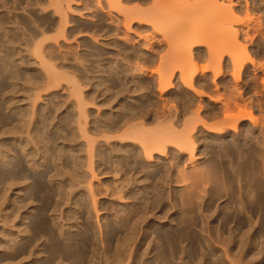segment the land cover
I'll list each match as a JSON object with an SVG mask.
<instances>
[{
    "label": "rangeland",
    "instance_id": "374dc122",
    "mask_svg": "<svg viewBox=\"0 0 264 264\" xmlns=\"http://www.w3.org/2000/svg\"><path fill=\"white\" fill-rule=\"evenodd\" d=\"M96 1L0 0V264H264V0L224 1L237 46L253 63L245 56L236 79L224 47L218 59L209 34L200 37L221 21L207 10L214 5L179 0L186 15L177 9L173 19L196 34L186 52L198 69L191 91L183 87L188 77L177 75L178 44L170 40L181 28L175 36L171 24L133 19L126 32L121 16ZM120 1L141 11L153 3ZM206 63L213 72L201 71ZM156 73L170 78L164 92ZM229 102H238L229 105L234 114L246 106L257 125L253 118L237 119L232 131L234 122L221 124ZM143 145L161 154L145 161Z\"/></svg>",
    "mask_w": 264,
    "mask_h": 264
},
{
    "label": "bare ground",
    "instance_id": "6f19581e",
    "mask_svg": "<svg viewBox=\"0 0 264 264\" xmlns=\"http://www.w3.org/2000/svg\"><path fill=\"white\" fill-rule=\"evenodd\" d=\"M53 1L55 2V6H56V7L60 5V2H63V0H53ZM66 1H67V2H66L67 5H69L68 3H70V2H69L70 0H66ZM94 1H95V0H94ZM97 1H98V0H97ZM97 1H96V2H97ZM104 1H105V4H106L107 9H108L109 11H110V10H111V11H115L114 13H116V14H118V15L121 16L122 21H123L122 23H124V24H122V25H124V29H125V30L127 29L126 32L128 31V28H129V26H127V24H129L133 19H136L135 21H139V19H144V20H145V19H147V18H148V21L150 20V18H151V20H152V18H154L155 21H156V22L159 24V26H161L162 28L167 26V28H164V29H168V27L172 25V27H173L172 30H171V27H169V29H170L171 31H173L174 33L177 32V31L180 32L181 30H182V31L184 30V26H185V25L182 24L183 22L180 23V25H179V24H177V22H178L177 19H176L177 22L173 19V18H177L176 15H175V13L177 14L179 11H183V8H184V5H185V4H183V2H181V4H183V8L180 7L179 5H181V4H179V3H180L179 0H153V3H150V4H152V6L150 5V6H151V7H149L150 9H147V11H146V9L144 10V9H142L141 7H140V8H141L142 10H144V11L134 9V8H136V7H138V6L130 7L131 9L128 8V7L125 8V7H123V6L121 5V1H120V0H104ZM151 1H152V0H151ZM173 1H174V2H173ZM175 1H176V2H175ZM177 1H178V6H177V5L175 6L174 4H175V3L177 4ZM210 1H211V4H209ZM210 1H208V2H209L208 4L211 5V6H212V4H213L214 6L210 7V6L207 4V5L209 6V7H207V10L209 11L210 14H213L212 16L215 15L214 18L217 17V16L220 18L219 20H218V18H216V20H218V21L221 20V21L218 22V24H217V26H216L217 29H216V28H215V29L213 28L215 31H214V30H212V31L209 30L210 32L207 33V31H206V34H204L205 32H204V33L202 32V34L200 33V37H201L203 40H205V39H208L207 34H209V36H210L209 38H210L212 41L209 39V40H210V41L208 40L209 42H208L207 40H205V42L207 41L208 44H209L210 42H211V43L213 42V43H212L213 45H217V43L220 42V43H218V45H217L216 47L213 46V45H211V44H209V46L211 47V49H215V50H212V51H214V53H216V54L214 55L215 57H217L216 55L219 56L218 59H220V58H221L220 55L223 54V53L221 52L222 54L219 55L218 52H220V50L222 51V50H223L222 48L224 47V53H225L226 55H227V53H228V55H229V56H227V57H228V59L230 58V59H229V60H230V65H231L232 62H233L232 64L234 65V66L231 65V66L233 67V69H232V71H233L232 77H233L234 74L238 75L237 72H239V71H238L237 69H240L241 66H242V68H244V67H243V66H245V65H243L244 62L247 63V61H249V60H248L247 56L244 55V52H242L243 49H241V47H239L240 44H237V43H239V42H236L237 39L235 38V35L238 33V32H237L238 30L236 31V29L234 28L235 21H233V18L235 19V17H234V16L232 17V15H233L232 12H233V11L230 10V6L226 4L228 0H227V1H225V0H210ZM224 1H225L226 3H225ZM71 2H73V1H71ZM96 2H95V3H96ZM133 2H134V1H133ZM170 2H171L172 5L170 4ZM219 2H220V3H219ZM228 2H230V1H228ZM56 3H59V5H58V4L56 5ZM63 3H65V2H63ZM66 3H65V4H66ZM218 3H219V4H218ZM61 4H62V3H61ZM78 4H79V3H78ZM125 4H126V3H125ZM145 4H146V3H145ZM229 4H231V2H230ZM173 5H174V6H173ZM245 5H246V4H245ZM181 6H182V5H181ZM62 7H63V6H62ZM62 7H61V8H62ZM176 7H177V8H176ZM147 8H148V7H147ZM181 8H182V9H181ZM209 8H210V9H209ZM177 9H178V10L181 9V10L178 11ZM184 9H186V7H185ZM67 10H68V9H67ZM148 10H149V11H148ZM58 11H59V10H58ZM145 11H146V12H145ZM176 11H177V12H176ZM212 11H213V12H212ZM231 11H232V12H231ZM63 12H64V11H63ZM183 12H184L183 14L186 13L185 10H184ZM211 12H212V13H211ZM57 13H58V12H57ZM181 13H182V12H181ZM216 13H217V14H216ZM106 14H107V13H106ZM59 15L62 16L61 12H60ZM185 15H186V14H185ZM216 15H217V16H216ZM219 15H220V16H219ZM61 16H59L60 19H61ZM149 16H150V17H149ZM174 16H175V17H174ZM63 17H64V15H63ZM236 18H238V17H236ZM137 19H138V20H137ZM172 19H173V20H172ZM248 19H249V18H248ZM61 20H62V19H61ZM61 20H60V21H61ZM144 20H143V21H144ZM120 21H121V20H120ZM120 21H119V22H120ZM155 21L153 22V20H152V21H150V22H153V24L155 25V24H156ZM174 21H175V23L177 24V25L174 24V25H176V27L173 25ZM236 21H237V20H236ZM246 21H247V20H246ZM248 21H249V20H248ZM117 22H118V21H117ZM144 22H145V21H144ZM240 22H242V20H240ZM243 22H244V20H243ZM60 23H61V22H60ZM137 23H138V22H137ZM145 23H146V22H145ZM147 23H148V22H147ZM178 23H179V22H178ZM219 23H220V24H219ZM236 23H237V22H236ZM148 24H149V23H148ZM170 24H171V25H170ZM181 24H182V26H181ZM240 24H241V23H240ZM249 24H250V23H249ZM120 25H121V24H120ZM125 25L127 26L126 28H125ZM156 25H157V24H156ZM183 25H184V26H183ZM218 25H219V27H218ZM237 25H238V24H237ZM58 26L60 27V25H58ZM151 26H152V27H155V26L152 25V23H151ZM178 26H179V27H178ZM189 26H190V25H189ZM115 27H116V26H115ZM156 27L158 28V26H156ZM156 27H155L154 29H156V30H158V31L155 30V32H157V33L161 32V35H162V33H165V32L167 33V32L170 31V30H169V31L164 30L165 32H163L162 30L159 31L160 28L157 29ZM182 27H183V28H182ZM174 28H175L177 31H174V30H173ZM178 28H179V29H178ZM180 28H181V30H180ZM237 28H238V27H237ZM58 29H59V28H58ZM58 29H57V31H60V30H58ZM116 29H117V28H116ZM152 29H153V28H152ZM154 29H153V30H154ZM186 29H187V30H186ZM201 29H202V28H201ZM185 30H186V31H189V32H185V31H183L184 33H186V34L190 33V34H188V36H187L186 34H183V35H182V33H183L182 31H181L182 33L180 32L181 35H180V34H179V35L183 37V38L181 39V37L179 36L180 43H182V44L179 43L178 35L176 36L177 33H175V36H176V37H174V38H173L174 35H173V36H172V35H171V36L169 35V34H171V33H168V35L170 36V40L172 39V41H174L175 46L178 44L177 46H178V48H179V49H178L177 46H176V47H175V50H174V52H176V51L179 50V51H178V52H179L178 55H177V52L175 53V54H176V55H175V58L178 57V58H177L178 61H177V59H176V61L179 62V63L176 64L175 67H178V66H179V69H180V70H177V69H176L177 72L180 71V74L177 73V75H180V76L183 75L184 78H185V77H188V78H186L187 80H186V79L184 80V78H183L184 83H183V81H182V83H183V87H184V88H188L187 90L191 91V89H189V87H190V86L193 87L192 84H191V81H192V79H194L193 77H194L195 73H197V70H198V69H197L196 65L193 66V64H191V63H193V61H192V62L189 61L192 57H190V58L187 60L188 55H186V54L188 53V51H190V50H187V49H189V46H188L189 44H188V43H189L190 41H192V40H190V39H192L191 37H193V35H196V34H193V35H192L191 27H186V26H185ZM57 31H56V33H57ZM204 31H205V29H204ZM213 31H214V32H213ZM129 32H130V31H129ZM236 32H237V33H236ZM61 33H62V32H61ZM166 33H165V34H166ZM56 35H57V34H56ZM159 35H160V34H159ZM168 35L166 34V38H167ZM202 35H204V38H203ZM54 36H55V35H54ZM57 36H59V34H58ZM162 36H164V35H162ZM184 36H185V37H184ZM189 36H190V38H189ZM205 36H206V38H205ZM171 37H172V38H171ZM236 37H237V36H236ZM163 38L166 39L165 36H164ZM176 39H177V41H175ZM216 39H217V40H216ZM235 39H236V40H235ZM167 40L170 41L169 39H167ZM183 40H185V42H184ZM215 40H216V41H215ZM160 41H161V40H160ZM162 41H163V40H162ZM164 41H165V40H164ZM215 42H216V43H215ZM186 43H187V45H183V44H186ZM166 44H167V43H166ZM179 44H180V46H179ZM220 44H221V47L219 46ZM170 45H171V44H170ZM237 45H239V46H237ZM185 46H186V47H185ZM184 47H185L186 49H185ZM214 47H215V48H214ZM217 47H218V48H217ZM238 47L241 49L240 51H238V50H239ZM176 48H177V49H176ZM180 48H181V49H180ZM182 48H183L184 50H183ZM209 49H210V48H209ZM216 49L219 50V51L217 52ZM186 50H187V51H186ZM225 50H226V52H225ZM37 51H38V49H37ZM209 51H211V50H209ZM186 52H187V53H186ZM241 52H242V53H241ZM36 54H37V53H36ZM173 54H174V53H173V51H172V54H170V55H172V56H171L172 58H173ZM188 54H189V53H188ZM161 55H162V54H161ZM210 55H211V53H210ZM212 55H213V54H212ZM166 56H167V54H166ZM166 56L164 55V57H166ZM207 56H208V55H207ZM245 56H246V58H247V59H246L247 61H245ZM171 57H169V58L171 59ZM184 57H186V60H187V61L185 60ZM209 57H210V56H209ZM209 57H208V58H209ZM159 58H160V56H159ZM161 58H162V57H161ZM167 58H168V56H167ZM169 58H168V59H169ZM175 58H174V61H173V62H176V61H175ZM212 58H213V57H212ZM212 58H211V60H212ZM165 59H166V58H165ZM180 59H181V60H180ZM194 59H195V58H194ZM215 59H216V58H215ZM218 59H217V60H218ZM160 60H162V59H160ZM184 60H185V61H184ZM209 60H210V59H209ZM209 60H208V63H212V61L209 62ZM158 61H159V59H158ZM158 61H157V63H158ZM163 61H164V62H163ZM170 61H171V60H170ZM183 61H184V62H183ZM214 61H215V60H214ZM166 62H167V61H166ZM168 62H169V60H168ZM180 62H183V64H181ZM216 62H217V61H216ZM218 62H220V60H219ZM250 62H251V61H249L248 63H250ZM208 63H206V65H207ZM214 63H215V62H214ZM257 63H258V62H257ZM259 63H260V62H259ZM43 64H44V63H43ZM159 64H160V63H159ZM162 64H165V60H162V63H161L160 65L163 66ZM200 64L202 65V63H200ZM200 64H199V65H200ZM217 64H218V63H217ZM217 64H216L215 66H213V67H216V66H217V68H218L219 66H218ZM250 64L252 65L253 63H250ZM165 65L167 66V63H166ZM168 65H170V64H168ZM171 65H172V64H171ZM177 65H178V66H177ZM203 65H204V64H203ZM203 65H202V66H203ZM206 65L204 66V68H203V67L201 68V71L204 70V72H205L206 69L209 70L211 64L209 65V68H208V65H207V68H206ZM212 65H213V64H212ZM219 65H220V64H219ZM44 66H47V65H44ZM157 66H158V65H157ZM237 66H239V67H237ZM260 66H261V65H260ZM262 66H264V65H262ZM47 67H49V66H47ZM211 67H212V66H211ZM234 67H235V68L237 67V69H235ZM49 68H51V66H50ZM49 68H47V70H50V71H51V70H54L53 68H52V69H49ZM199 68H200V66H199ZM217 68H216V70L219 69V68H218V69H217ZM242 68H241V70H242ZM258 68H260V67H258ZM261 68H262V67H261ZM137 69H138V68H137ZM162 69L164 70V69H165V66H164V68L162 67ZM174 69H175V68H174ZM133 70H134V69H133ZM166 70H167V68H166ZM210 70H211V71H212V70L214 71V68H210ZM235 70H237V72H236ZM253 70H254V69H253ZM259 70H260V69H259ZM188 71H189V72H188ZM195 71H196V72H195ZM206 71H207V70H206ZM213 71H212V72H213ZM234 71H235L236 73H234ZM46 72H47V71H45V73H46ZM51 72H52V71H51ZM155 72H157V67H156V71H155ZM155 72H154V73H155ZM159 72H160V71H159ZM159 72H158V73H159ZM215 72H218L217 74L220 73L219 71H215ZM136 73H137V72H136ZM161 73H162V72H161ZM161 73H160V74H161ZM165 73H166V72H165ZM169 73H170V72H169ZM186 73H188L189 75H184V74H186ZM200 73H201V72H200ZM253 73H254V72H253ZM140 74H141V73H140ZM150 74H152V72H151ZM156 74H157V73H156ZM156 74H155V75H156ZM160 74H157V76L160 77ZM163 74H164V73H163ZM202 74H203V73H202ZM213 74H215V73H213ZM217 74H216V75H217ZM263 74H264V72H263ZM46 75H48V72H47ZM52 75H53V74H52ZM55 75H57V73H56ZM55 75H54V76H55ZM155 75H154V76H155ZM169 75H170V78H171V77H174V76H175V73L172 71L171 74H169ZM177 75H176V76H177ZM54 76H53V77H54ZM161 76H163V75H161ZM164 76H165V77H164ZM164 76H163V77H160V78L157 77V78H158V79H157V81H158L157 84H158V88H159V89L157 88V90L160 91V92H164V90H166L167 86L170 84V83H169V82H170V81H169V79H170L169 76L167 75V76H168L167 78H169V79L166 78V75H164ZM180 76H179V77H180ZM46 77H47V76H46ZM57 77H58V76H57ZM57 77H55V79H56ZM177 77H178V76H177ZM179 77H178V80H179ZM59 79H60V78H59ZM233 79H236V76H234ZM237 79H238V78H237ZM259 79H260V78H259ZM261 79H262V77H261ZM48 80H49V78H48ZM211 80H212V79H211ZM46 81H47V80H46ZM49 81H50V80H49ZM49 81L46 82V83H49ZM51 81H52V80H51ZM53 81H54V80H53ZM179 81H180V80H179ZM212 82H213V81H212ZM234 82H235V81H234ZM70 83H71V82H70ZM182 83H181V84H182ZM193 83H194V81H193ZM73 84H74V83H73ZM42 85H43V83H42ZM74 85H75V84H74ZM204 85H205V84H204ZM44 86H45V85H44ZM53 86H55L54 83H53ZM57 86H58V85H57ZM156 86H157V85H156ZM216 86H217V85H216ZM262 86H263V85H262ZM177 87H178V86H177ZM45 88H46V87H45ZM71 88H72V86H71ZM71 88H70V89H71ZM73 88H74V87H73ZM194 88H195V87H194ZM216 88H217V87H216ZM41 89H42V88H41ZM192 89H193V88H192ZM74 90H75V89H74ZM74 90H73V93H74ZM177 90H178V89H177ZM193 90H194V89H193ZM194 91H196V90H194ZM194 91H193V92H194ZM236 91H237V90H236ZM223 92H224V91H223ZM76 93H77V92H76ZM195 93L197 94V92H195ZM195 93H194V94H195ZM199 93H200V92H199ZM199 93H198L197 95H199ZM201 94H202V93H201ZM238 94H240V93H238ZM78 95H80V94H78ZM78 95H76V96H78ZM191 95H192V94H191ZM215 95H216V94H215ZM236 95H237V94H236ZM71 96H73V95L71 94ZM74 96H75V95H74ZM157 96H158V95H157ZM205 96H206V95H205ZM218 96H219V95H218ZM218 96H217V98H218ZM225 96H226V95H225ZM227 96H228V95H227ZM182 97H183V96H182ZM221 97H222V95H221ZM222 98H223V97H222ZM77 99H78V98H77ZM163 99H164V98H163ZM209 99H210V98H209ZM211 99H212V98H211ZM218 99H219V98H218ZM244 99H245V98H244ZM75 100H76V99H75ZM160 100H161V99H160ZM213 100H214V98H213ZM230 100H231V99H230ZM79 101H80V98H79ZM217 101H218V100H217ZM227 101H229V99H228ZM239 101H240V100H239ZM77 102H78V101H77ZM77 102H75V103H77ZM80 102H81V101H80ZM161 102H162V101H161ZM191 102H192V101H191ZM240 102H243V101H240ZM222 103H223V101H222ZM231 103H232V102H231ZM235 103H236V102H235ZM235 103H232V104H234V105H237V104H238V102H237L236 104H235ZM243 103H244V102H243ZM243 103H241V104H243ZM77 104L82 105L81 103H77ZM185 104H186V103H184V105H185ZM226 104H227V103H226ZM232 104H230V102H229V104H227V105H225V106L222 105L223 110H224V111H227L228 108H229V105H232ZM162 105H163V104H162ZM77 106H78V105H77ZM77 106H76V107H77ZM196 106H197V105H196ZM223 106H224L227 110H225ZM227 106H228V107H227ZM232 106H233V105H232ZM237 106H238V105H237ZM161 107H162V106H161ZM167 107H168V106H167ZM167 107H166V108H167ZM184 107H185V106H184ZM234 107L236 108V106H234ZM244 107H246V106H242V108H243V110H244V113H242L243 111L240 110L241 107H240V108L238 107V108H239V111H238V109H237V111H236L235 114H234V112H232V111H235V110H232V111H231L230 109H229L230 112H232L233 114H232V113H229V114H228V112H227V113L224 112L225 114L222 113V114L224 115V117H227V119L225 118L226 120L224 121V118L222 117V118H223V122H221V124H222V123L227 124L228 121H229V123L227 124V127H228L229 125H230V126L233 125V124L235 123V121H237V119H240V118H241L242 120H243L244 118H246L247 120L249 119V122H250L251 120H253L254 118H253L251 115L247 114V113H249V112L246 111L247 109L244 108ZM249 107H250V105H249ZM79 108H80V107H79ZM173 108H174V107H173ZM173 108H171V109H173ZM222 108H221V109H222ZM230 108H232V107L230 106ZM242 108H241V109H242ZM76 109H77V108H76ZM164 109H165V108H163V110H164ZM169 109H170V108H169ZM169 109H168V110H169ZM199 109H200V108H199ZM232 109H233V108H232ZM78 110H79V109H78ZM81 110H82V109H81ZM229 110H228V111H229ZM174 111H175V109H174ZM189 111H190V110H189ZM195 111H196V110H195ZM197 111H198V110H197ZM241 111H242V112H241ZM249 111H250V110H249ZM77 112H78V111H77ZM191 112H192V111H191ZM237 112H238V113H237ZM79 113H80V112H79ZM81 113L83 114L84 112H81ZM192 113H193V112H192ZM192 113H191V114H192ZM196 113H197V112H196ZM77 114H78V113H77ZM82 114H81V115H82ZM191 114H189V115H191ZM193 114H194V113H193ZM193 114H192V116H194ZM230 114H232V115H230ZM138 115H139V114H138ZM187 115H188V114H187ZM195 115H196V114H195ZM198 115H199V114H198ZM225 115H227V116H225ZM156 116H157V115H156ZM174 116H175V115H174ZM30 117H31V116H30ZM74 117H75V116H74ZM82 117H83V115H82ZM82 117H81L80 119H82ZM188 117H189V116H187V118H188ZM197 117H198V116H197ZM211 117H212V115H211ZM220 117H221V116H220ZM77 118H79V117H77ZM163 118H164V117H163ZM173 118H174V117H173ZM177 118H178V117H177ZM181 118H182V117H181ZM183 118H184V117H183ZM195 118H196V116H195ZM252 118H253V119H252ZM83 119H84V118H83ZM190 119H191V118H190ZM218 119H219V118H218ZM156 120H157V119H156ZM159 120H161V119H159ZM159 120H157V121H159ZM184 120H185V118H184ZM186 120H188V119H186ZM191 120H193V119H191ZM194 120H195V119H194ZM194 120H193V122H190V120H189V122H190V123H193V124L196 125V123L199 122V120L197 119V122H194ZM201 120H202V119H201ZM201 120H200L199 123H204V122H202L203 120H202V121H201ZM219 120H220V119H219ZM29 121H30V120H29ZM82 121H83V120H82ZM82 121H81V122H82ZM135 121H136V120H135ZM164 121H165V120H164ZM253 121H254V123H255V119H254ZM77 122H78V121H77ZM77 122H76L75 124H77ZM140 122H141V121H140ZM166 122H167V121H166ZM166 122H165V123H166ZM218 122H219V121H218ZM225 122H227V123H225ZM231 122H232V123H231ZM233 122H234V123H233ZM238 122H239V121H238ZM256 122H257V121H256ZM130 123H131V122H130ZM157 123H158V122H157ZM157 123H156V124H157ZM183 123H184V121H183ZM183 123H182V124H183ZM212 123H213V122H212ZM219 123H220V122H219ZM219 123H217V124H219ZM254 123H253V124H254ZM80 124H81V123H80ZM80 124L78 123L76 126H78V125H80ZM128 124H129V123H128ZM137 124H138V123H136V125H137ZM159 124H160V123H159ZM159 124H158V127H159ZM161 124H162V123H161ZM163 124H164V122H163ZM163 124H162V125H163ZM169 124H171V123H169ZM185 124H186V123H185ZM185 124H184V125H185ZM193 124H192V127L194 126ZM221 124H220V125H221ZM236 124H237V122L234 124L235 126L233 125V126H231V127H232V128H233V127H236V126H237ZM250 124H251V123H250ZM255 124H256V123H255ZM10 125H11V124H10ZM126 125H127V124H126ZM126 125H124V126H126ZM132 125H133V123H132ZM141 125H142V124H141ZM187 125H188V124H187ZM201 125H202V124H201ZM256 125H257V124H256ZM138 126H139V125H138ZM143 126H144V125H143ZM168 126H169V125H168ZM211 126H212V125H211ZM216 126H217V125H216ZM223 126H225V125H223ZM21 127H22V126H21ZM79 127H80V129L82 128L81 126H79ZM130 127H131V126H130ZM139 127H140V126H139ZM160 127H161V126H160ZM169 127H170V126H169ZM184 127H185V126H184ZM219 127H220V126H219ZM221 127H222V126H221ZM221 127H220V128H221ZM227 127H226V128H227ZM253 127H254V125H253ZM27 128H28V125H27ZM125 128H127V126H126ZM137 128H138V127H137ZM137 128H136V129H137ZM166 128H167V126H166ZM173 128H174V127H173ZM213 128H215L214 125H213ZM228 128L230 129V127H228ZM232 128H231V131L235 129V128H233V129H232ZM16 129H17V128H16ZM36 129H37V128H36ZM76 129H78V127H77ZM80 129H78V131H80ZM128 129H130V128H129V125H128ZM128 129H126V131H127ZM133 129H134V128H133ZM140 129H141V128H140ZM142 129H143V127H142ZM171 129H172V128H171ZM179 129H180V128H179ZM181 129H183V126H182ZM190 129H191V128H190ZM190 129H189V130H190ZM209 129H210V128H209ZM124 130H125V129H124ZM134 130H135V129H134ZM158 130H160V129H158ZM167 130H169V129H167ZM187 130H188V129L186 128V130H185L186 132L184 131V129H183L182 131H183V133L186 134V133H188ZM207 130H208V128H207ZM216 130H218V129H216ZM216 130H215V131H216ZM221 130H222V129H221ZM225 130H226V129H225ZM227 130H228V129H227ZM13 131H14V130H13ZM138 131H139V130H138ZM138 131H137V132H138ZM155 131H156V130H155ZM164 131H165V130H164ZM170 131H171V130H170ZM176 131H178V130H176ZM211 131H212V130H211ZM219 131H220V130H219ZM15 132H17V131H15ZM26 132H27V131H26ZM149 132H150V131H148V133H149ZM172 132H173V129H172ZM179 132H180V130H179ZM179 132H178V133H179ZM189 132H191V131H189ZM217 132H218V131H217ZM13 133H14V132H13ZM123 133H125V131H124V132H121V134H123ZM132 133H133V132H132ZM144 133H145V132H144ZM150 133H151V132H150ZM155 133H156V132H155ZM183 133H182V134H183ZM7 134H8V133H7ZM33 134H34V133H33ZM126 134H127V132H126ZM130 134H131V133H130ZM133 134H134V133H133ZM133 134H132V135H133ZM141 134H142V133H141ZM146 134H147V131H146ZM151 134H152V133H151ZM175 134H176V133H175ZM185 134H184V136H183L184 139H182V142L179 140V141L181 142V144H180L179 141H176V142L174 141V142H175V143L179 142V144H180L181 146H182V144L187 143V140H188L189 138L187 137V138H188V139H187V138L185 137ZM30 135H31V134H30ZM134 135H136V134H134ZM137 135H138V134H137ZM139 135H140V134H139ZM139 135H138V136H139ZM147 135H148V134H147ZM149 135H150V134H149ZM152 135H153V134H152ZM163 135H164V134H162V136H161V134L158 135V138H159V136H160V137H163ZM165 135H166V134H165ZM13 136H14V135H13ZM167 136H169V133H168ZM173 136H174V135H173ZM175 136H176V135H175ZM177 136H178V134H177ZM179 136L181 137L182 135H179ZM186 136H188V134H187ZM24 137H25V136H24ZM26 137H29V136H26ZM32 137H33V136H32ZM81 137H84V136L81 135ZM106 137H107V135H106ZM118 137H120V136H118ZM126 137H127V136H126ZM131 137H133V136H131ZM141 137H142V135H141ZM145 137H146V136H145ZM156 137H157V135H156ZM169 137H170V136H169ZM252 137H253V136H252ZM116 138H117V136H116ZM139 138H140V137H139ZM142 138H143V137H142ZM147 138H148V137H147ZM147 138H146V139H147ZM149 138H150V137H149ZM164 138L166 139L167 137H164ZM173 138H175V137H173ZM177 138H178V137H177ZM177 138H176V139H177ZM181 138H182V137H181ZM255 138H256V136H255ZM29 139H30V138H29ZM29 139H28V141H30ZM124 139H125V138H124ZM146 139H145V140H146ZM153 139H155V138L153 137ZM156 139H157V138H156ZM171 139H172V138H171ZM261 139H262V138H261ZM263 139H264V138H263ZM34 140H35V139H34ZM104 140H106V139H104ZM107 140H108V139H107ZM120 140H121V139H120ZM126 140H127V139H125V141H126ZM145 140H144V142H145ZM149 140H150V139H149ZM149 140H148V141H149ZM158 140H159V139H158ZM169 140H170V139H169ZM177 140H178V139H177ZM252 140H253V139H252ZM254 140H255V139H254ZM84 141H86V137H84ZM164 141H167V139L164 140ZM183 141H186V142L183 143ZM188 141H189V140H188ZM263 141H264V140H263ZM263 141H262V145H263V143H264ZM86 142H87V146H88V147H91V146L88 145L89 142H88V141H86ZM86 142H85V143H86ZM144 142H143V143H144ZM146 142H147V140H146ZM150 142H152V140L149 141L148 143H150ZM157 142H159V141H157ZM160 142H161V141H160ZM160 142H159V143H160ZM170 142H171V140H170ZM24 143H25V141H24ZM30 143H31V142H30ZM148 143H145V144H148ZM162 143H163V142H162ZM167 143H169V142H167ZM175 143H173V144H175ZM188 143H190V142H188ZM188 143H187V144H188ZM221 143H222V142H221ZM26 144H27V143H26ZM31 144H32V143H31ZM152 144H153V143H152ZM154 144H155V143H154ZM187 144H185L186 146L184 145L185 147H184V146H182V147H184V148L187 147V148H188L190 145L187 146ZM27 145H28V144H27ZM39 145H40V144H39ZM42 145H43V144H42ZM90 145H91V144H90ZM150 145H151V143H150ZM156 145H157V144H156ZM160 145H161V144H160ZM160 145H159V147H160ZM177 145H178V143L175 144V147H176ZM255 145H256V144H255ZM31 146L34 147L33 144H32ZM141 146H142V145H141ZM143 146H144V145H143ZM146 146H147V145H146ZM148 146H149V145H148ZM162 146H163V145H162ZM162 146H161V149H163ZM178 146H179V145H178ZM181 146H180V149H183V148H181ZM191 146H192V144H191ZM263 146H264V145H263ZM150 147H151V149H152V146H150ZM259 147H260V146H259ZM261 147H262V146H261ZM144 148H145V146H144ZM148 148H149V147H148ZM176 148H178V147H176ZM187 148H186V150H187ZM25 149H26V148H25ZM145 149H146V148H145ZM157 149H159V148H157ZM157 149H156V148L154 149V147H153V150H151V151H149L150 149H146V151L144 150V152H143V153H144V156H143V157H144V160L149 162V161L151 160V159H150L151 155H152L153 153H156V154H157V151H156ZM164 149H165V148H164ZM193 149H194V148H193ZM193 149H192V150H193ZM87 150H91V148H89V149L86 148L85 153H87ZM142 150H143V147H142ZM142 150H140V151H142ZM154 150H155L156 152H153ZM183 150H184V149H183ZM160 151H161V150H160ZM160 151H158V154L160 153ZM163 151H164V150H163ZM178 151H179V149H178ZM189 151H190V150H189ZM220 151H221V150H220ZM30 152H31V151H30ZM89 152H91V151H88V153H87L88 155L90 154ZM263 152H264V151H263ZM186 153H187V152H186ZM189 153H190V152H189ZM261 153H262V151H261ZM158 154H157V155H158ZM160 154H161V153H160ZM163 154H164V152H163ZM175 154H176V153H175ZM153 155H154V154H153ZM167 156H168V155H167ZM191 156H192V154H191ZM258 156H259V155H258ZM214 157H215V156H214ZM248 157H249V156H248ZM255 157H256V156H255ZM255 157H254V158H255ZM259 157H260V156H259ZM259 157H258V158H259ZM262 157H263V156H262ZM88 158L90 159V156H89ZM186 158H187V157H186ZM188 158L191 159L192 157H188ZM263 158H264V157H263ZM158 160H159V159H158ZM260 160L262 161V159H260ZM142 161H143V160H142ZM188 161H189V160H188ZM210 161H211V160H210ZM160 163H161V162H160ZM246 164H251L250 159L247 160V163H246ZM90 165H91V164H90ZM90 165H88V167H89ZM191 166H192V165H191ZM195 166H196V165H195ZM90 167H91V166H90ZM180 167H181V166H180ZM199 167H200V166H199ZM205 167H206V166H205ZM219 167H220V166H219ZM178 168H179V167H178ZM193 168H194V167H193ZM196 168H197V167H196ZM196 168H195V171L197 170ZM201 168H202V167H201ZM123 169H124V168H123ZM133 169H134V168H133ZM202 169H203V168H202ZM234 169H235V168H234ZM118 170H119V169H118ZM179 170H181V169L179 168ZM204 170H206V169H204ZM193 171H194V170H193ZM195 171H194V172H195ZM200 171L202 172L201 169H200ZM206 171H207V170H206ZM249 171H250V170H249ZM90 172H91V171H90ZM182 172H183V170H182ZM182 172H181V173H182ZM207 172H208V171H207ZM91 173H92V172H91ZM145 173H146V172H145ZM176 173H177V172H176ZM184 173H187V172H184ZM140 174H141V173H140ZM114 175H115V174H114ZM179 175H181V174H179ZM188 175H189V174H188ZM206 175L208 176V174H206ZM263 175H264V174H263ZM66 176H67V175H66ZM117 176H118V175H117ZM117 176H116V177H117ZM176 176H177V175H176ZM176 176H175V177H176ZM181 176H182V175H181ZM192 176H193V175H192ZM192 176H191V177H192ZM197 176H198V175H197ZM201 176H202V175H201ZM92 177H93V176H92ZM136 177H137V176H136ZM193 177H194V176H193ZM204 177H205V176H204ZM213 177H214V176H213ZM215 177H216V176H215ZM113 178H114V177H113ZM197 178H198V177H197ZM245 178H246V177H245ZM143 179H144V178H143ZM177 179H178V178H177ZM179 179H180V178H179ZM186 179H187V178H186ZM193 179H195V177H194ZM199 179H201V178H199ZM147 180H148V179H147ZM163 180H164V179H163ZM187 180H188V179H187ZM202 180H203V179H202ZM213 180H214V179H213ZM174 181H178V182H179V180H176V179H175ZM204 181H205V180H204ZM115 182H116V181H115ZM118 182H119V181H118ZM123 182H124V181H123ZM127 182H128V181H127ZM193 182H195V181H193ZM193 182H192V184H194ZM196 182H197V181H196ZM196 182H195V183H196ZM217 182H218V181H217ZM236 182H237V181H236ZM145 183H146V182H145ZM149 183H150V182H149ZM198 183H199V182H198ZM203 183H204V182H203ZM214 183H215V182H214ZM10 184H11V183H10ZM112 184H113V183H112ZM115 184H116V183H115ZM124 184H125V183H124ZM183 184H184V182H183ZM190 184H191V183H190ZM192 184H191V187H192ZM196 184H197V183H196ZM263 184H264V183H263ZM87 185H88V184H86V186H87ZM162 185H163V184H162ZM88 186H89V185H88ZM88 186H87V187H88ZM193 186H194V185H193ZM10 187H11V186H10ZM86 189H87V188H85V190H86ZM88 189H89V187H88ZM117 189H118V188H117ZM119 189H120V188H119ZM156 189H157V188H156ZM182 189H183V188H182ZM110 190H111V189H110ZM186 190H188V189H186ZM191 190H192V189H191ZM87 191H88V190H87ZM89 191H91V189H89ZM118 191H119V190H118ZM120 191H121V190H120ZM150 191H151V190H150ZM151 192H152V191H151ZM153 193H154V191H153ZM251 193H252V192H251ZM89 194H91V193L89 192ZM149 194H150V193H149ZM157 194H158V193H157ZM182 194H183V193H182ZM201 194H202V193H201ZM4 195H5V194H4ZM91 195H92V194H91ZM113 195H114V194H113ZM44 196H45V195H44ZM87 196H88V195H87ZM128 196H129V195H128ZM161 196H162V195H161ZM114 197H115V196H114ZM117 197H118V195H117ZM132 197H133V196H132ZM187 197H188V196H187ZM187 197H186V198H187ZM198 197H199V196H198ZM90 198H91V196H90ZM111 198H112V197H111ZM120 198H121V197H120ZM91 199H92V198H91ZM91 199H90V202H91ZM116 199H117V198H116ZM123 199H124V198H123ZM156 199H157V198H156ZM239 199H240V198H239ZM119 200H121V199H119ZM9 201H10V200H9ZM93 201H95V200H93ZM152 202H153V201H152ZM165 202H167V201H165ZM91 203H92V202H91ZM150 203H151V202H150ZM156 203H157V202H156ZM46 204H47V203H46ZM89 204H90V203H89ZM161 204H162V203H161ZM145 206H146V205H145ZM94 207H95V206H94ZM182 208H183V207H182ZM92 209H93V208H92ZM94 209H95V208H94ZM9 211H10V210H9ZM93 211H94V210H93ZM142 212H143V211H142ZM257 212H258V211H257ZM95 213H96V212H95ZM120 213H121V212H120ZM140 213H141V212H140ZM53 214H54V213H53ZM140 216H141V215H140ZM6 218H7V217H6ZM137 218L139 219V217H137ZM8 219H9V218H8ZM136 220H137V219H136ZM3 226H4V225H3ZM43 227H44V226H43ZM132 227H133V226H132ZM7 230H8V229H7ZM27 233H28V232H27ZM126 234H127V233H126ZM8 235H9V234H8ZM41 239H42V238H41ZM155 240H156V239H155ZM157 243H158V242H157ZM120 252H121V251H120ZM119 254H120V253H119ZM169 258H170V257H169ZM116 261H117V260H116ZM214 263H215V261H214Z\"/></svg>",
    "mask_w": 264,
    "mask_h": 264
}]
</instances>
